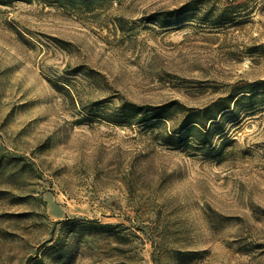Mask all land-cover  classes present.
I'll list each match as a JSON object with an SVG mask.
<instances>
[{
    "label": "rangeland",
    "instance_id": "1",
    "mask_svg": "<svg viewBox=\"0 0 264 264\" xmlns=\"http://www.w3.org/2000/svg\"><path fill=\"white\" fill-rule=\"evenodd\" d=\"M36 255L264 264V0L0 1V264Z\"/></svg>",
    "mask_w": 264,
    "mask_h": 264
},
{
    "label": "trees",
    "instance_id": "2",
    "mask_svg": "<svg viewBox=\"0 0 264 264\" xmlns=\"http://www.w3.org/2000/svg\"><path fill=\"white\" fill-rule=\"evenodd\" d=\"M3 1V0H0ZM11 1V0H10ZM13 1V0H12ZM54 3L62 5V6H75L76 4H84L87 5V3H89L90 1L93 0H52ZM238 101V98L235 100V102ZM224 110H228L225 111L223 113H227V112H231L233 109L229 106V104H227V106L225 108H223L221 111ZM118 116H123L125 121H131L133 119V117H135L136 115L140 116V122L145 123L148 121H151L149 123H161L163 122V119H165V117L162 116H147L149 111L144 109L142 106L136 105L134 103H120L119 106L117 107V111H116ZM222 113V114H223ZM185 122L188 120V117L185 116ZM217 119V117H213L210 118V120L213 121V123H216L214 120ZM199 125V126H198ZM204 124H199V122L197 121H190L188 123H184L182 125H180L178 128L174 129V131H172V133L168 134L165 138V143L167 145L170 146H177L179 145L188 135V133H190L191 131H196L198 134H203L206 132H202L203 130V126ZM200 147H204V142H201ZM92 225V224H91ZM91 227H95L97 229H102L104 231H108L112 226L110 224H99L96 226H91ZM57 244L53 243L50 246H43V251L42 253L44 254L45 251L50 250V249H55ZM27 264H47V262L45 261V259L42 256H34L32 257L29 262Z\"/></svg>",
    "mask_w": 264,
    "mask_h": 264
}]
</instances>
